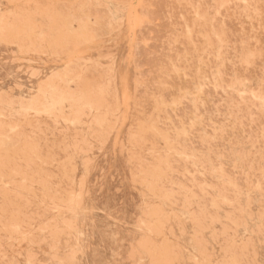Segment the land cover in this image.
<instances>
[{"label":"rangeland","instance_id":"374dc122","mask_svg":"<svg viewBox=\"0 0 264 264\" xmlns=\"http://www.w3.org/2000/svg\"><path fill=\"white\" fill-rule=\"evenodd\" d=\"M0 264H264V0H0Z\"/></svg>","mask_w":264,"mask_h":264}]
</instances>
